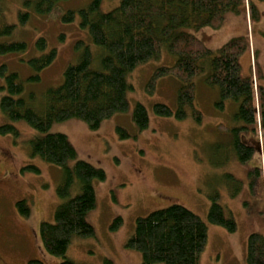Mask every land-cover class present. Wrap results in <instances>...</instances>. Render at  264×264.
<instances>
[{"label":"rangeland","instance_id":"1","mask_svg":"<svg viewBox=\"0 0 264 264\" xmlns=\"http://www.w3.org/2000/svg\"><path fill=\"white\" fill-rule=\"evenodd\" d=\"M91 1H60L58 9L62 13H77L70 22L64 21L62 15L33 12L30 19L21 24V0H6L7 22L16 28L11 34L0 36V44L24 41L27 48L0 53V70L6 65L9 72L18 73L25 83L21 96L28 98L34 93L37 108L44 104V92L61 85L65 70L78 62L82 51L77 48L80 42L91 49L93 66H100L104 50L81 26L78 13ZM250 1L256 14L247 7L246 13L243 10L228 12L219 29L186 27L183 30L194 34L212 50H217L234 37H246L249 47L239 59L241 73L256 77L264 85V0ZM120 2L102 0L101 11L109 12ZM40 38L46 40L45 48L38 45ZM50 49L57 50L55 60L40 71L39 81L30 80L36 74L30 60L41 57ZM176 59L164 45L159 58L150 59L130 72L128 82L132 88L128 91V110L115 113L99 128L92 129L86 121L71 118L55 121L46 132L66 134L76 148L77 157L68 162V167L72 168L77 160H85L106 171L105 180L93 182L97 206L89 213L88 220L95 228V236L74 237L67 252V257L80 264H144L141 252L127 246L137 219L175 203L189 208L208 224L209 243L200 264H248L249 235L252 231L264 234L263 179L251 174L253 169L264 165V137L242 128L244 123L235 117L239 101H222L218 88L206 82L207 71L194 79L193 106L186 108L184 117H177L175 112L179 108L178 95L182 83L165 76L158 79L153 87L149 86L155 71L163 66H173ZM4 86L5 77L0 74V127L11 124L18 133L0 132V174L4 167L20 168V176L13 175L2 181L0 253L6 252L9 246L11 251L5 256L11 264H27L31 259H39L45 264H60L62 258L45 251L39 233L42 222H55L56 209L64 201L58 194V187L65 168L31 153V140L46 133L24 120H13L4 114L1 109V100L7 94ZM138 104L144 105L149 113V124L143 129L133 119ZM156 104L169 106L174 114L164 116L157 113ZM194 110L201 112L200 120L195 118ZM118 127L124 128L129 136L121 137ZM231 128H242L238 134L245 135L247 140L242 138L243 141L254 147L252 157L246 162L240 161L235 152ZM255 135L260 138V146L255 142ZM30 165L39 171L28 169ZM79 193L80 187L76 183L70 197ZM215 193L236 220L237 230L231 234L237 239L233 243L214 232L218 229L227 232L225 228L208 221L211 197ZM23 199L31 208L29 217L21 215L16 207V203ZM117 218L122 221L113 228ZM213 255L215 257L212 258Z\"/></svg>","mask_w":264,"mask_h":264},{"label":"trees","instance_id":"2","mask_svg":"<svg viewBox=\"0 0 264 264\" xmlns=\"http://www.w3.org/2000/svg\"><path fill=\"white\" fill-rule=\"evenodd\" d=\"M60 1L21 0L20 23L25 24L33 12L62 15L67 22L74 20L77 13H62L58 9ZM5 2L0 0V36L11 34L16 28V25L7 22ZM101 3L102 0H92L78 12L81 26L104 50L100 66H93L91 49L80 42L77 48L82 51L78 62L65 70L61 85L44 92V104L37 108L36 95L31 93L28 98L22 97L24 81L18 73L9 72L3 65L0 74L5 77L3 88L7 94L1 100V109L5 115L13 120H24L42 133H46L55 121L71 118L82 119L92 129H97L115 113L128 110V91L132 88L128 74L140 64L159 58L162 47L166 45L169 52L176 56V62L173 66L158 68L149 86L153 87L158 79L165 76L182 83L178 95L179 108L175 112L177 117H184L186 108L193 106L196 92L194 79L207 71L206 82L218 88L222 101H239L235 117L244 123L242 128L258 134L260 128L264 137V85L256 78L255 88L254 76H243L241 73L239 59L249 47L248 39L234 37L217 50H212L194 34L183 30L186 27L219 29L228 12H240L247 3L250 12L256 14L250 0H121L109 12L101 11ZM38 45L45 48L47 42L40 38ZM26 48L24 41L3 43L0 44V53L24 51ZM56 56L57 50L50 49L41 57L32 58L30 64L36 74L30 80L39 81L40 71L51 65ZM155 111L164 116L174 114L165 104H156ZM194 116L200 120L201 112L194 110ZM133 119L140 129L148 126L149 113L144 105L135 107ZM242 128H231L229 131L234 136L232 145L238 158L246 162L252 157L254 147L243 141L247 140L243 134H238ZM0 132L18 133L11 124L2 125ZM118 132L121 137L129 136L124 128L118 127ZM254 137L260 146V138ZM31 153L65 168L58 187V194L64 201L56 209L55 222L41 223L39 236L42 245L50 255L62 258L60 264H80L67 257V252L74 237L95 236V228L88 220L89 213L97 206L93 182L105 180L106 171L85 160H77L72 168L68 167V162L77 157V150L64 133L36 136L31 140ZM27 167L39 171L33 165ZM251 174L263 176L264 172L262 168H255ZM76 183L80 193L70 197ZM211 200L208 221L234 233L237 223L231 211L219 202L217 193ZM16 207L24 217L30 216L31 208L26 199L18 201ZM121 221L117 218L112 227L116 228ZM208 243L209 227L204 219L184 205L175 203L139 217L127 246L141 252L144 264H200ZM246 261L248 264H264V234L254 231L249 235ZM27 264L45 263L31 259Z\"/></svg>","mask_w":264,"mask_h":264},{"label":"flooded vegetation","instance_id":"3","mask_svg":"<svg viewBox=\"0 0 264 264\" xmlns=\"http://www.w3.org/2000/svg\"><path fill=\"white\" fill-rule=\"evenodd\" d=\"M19 171H20V168L19 169H14V170H12L10 167H4V170H3V172L0 174V192H1V190L4 188L3 186H2V181H3V179H5V180H7V179H9V177L10 176H13V175H15V176H20V174H19ZM4 180V181H5ZM1 216H2V218H4V214L3 213H1ZM4 219H2V221H3ZM1 221V220H0ZM10 251H11V248L8 246L7 248H6V252H4V253H0V264H11L9 261H8V258L5 256V255H7V254H9L10 253Z\"/></svg>","mask_w":264,"mask_h":264},{"label":"crops","instance_id":"4","mask_svg":"<svg viewBox=\"0 0 264 264\" xmlns=\"http://www.w3.org/2000/svg\"><path fill=\"white\" fill-rule=\"evenodd\" d=\"M243 12H245V10L243 11ZM246 13V12H245ZM244 137H246L245 135H243ZM255 139H256V137H255ZM262 184H263V190H264V181H262ZM263 193H264V191H263ZM226 230V229H225ZM252 230V229H251ZM254 230V229H253ZM214 232H216L217 234H218V236L220 237V238H225V239H230V241L229 242H231V243H233V242H235L236 241V239H237V236L236 237H232V234L230 233V232H228V233H230V235L227 233V232H225L224 230H216V231H214ZM252 232H254V231H252ZM248 233V232H247ZM247 233L244 235V237H243V239H242V244H243V242H244V238L246 237V235H247ZM209 234H210V232H209ZM213 257H215L214 255L212 256V258ZM203 260V259H202ZM246 262V261H245ZM200 263H201V260H200ZM247 263V262H246Z\"/></svg>","mask_w":264,"mask_h":264}]
</instances>
